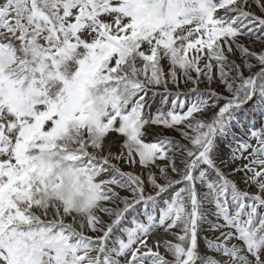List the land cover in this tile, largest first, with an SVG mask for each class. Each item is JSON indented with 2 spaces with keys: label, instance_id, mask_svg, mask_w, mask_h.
Wrapping results in <instances>:
<instances>
[{
  "label": "snow or ice",
  "instance_id": "obj_1",
  "mask_svg": "<svg viewBox=\"0 0 264 264\" xmlns=\"http://www.w3.org/2000/svg\"><path fill=\"white\" fill-rule=\"evenodd\" d=\"M0 264H264V0H0Z\"/></svg>",
  "mask_w": 264,
  "mask_h": 264
},
{
  "label": "rangeland",
  "instance_id": "obj_2",
  "mask_svg": "<svg viewBox=\"0 0 264 264\" xmlns=\"http://www.w3.org/2000/svg\"><path fill=\"white\" fill-rule=\"evenodd\" d=\"M181 87H182V86H181ZM187 87H189L188 89H190V88L192 87V85L189 84ZM184 88H186V87L183 86L182 89H184ZM200 88H201V89H204V88H205V84H201V85H200ZM216 90H217V91H222V89H220V88H217ZM169 105H170V104H169ZM156 106H157V107L160 106V102H159V101L157 102ZM169 107H170V106H169ZM154 109H155V107L152 109L153 114L155 113V110H154ZM168 134H169V135H172V136H177V138H179L178 135H177V133H175V132H169ZM124 167H125V170H127V165H125Z\"/></svg>",
  "mask_w": 264,
  "mask_h": 264
},
{
  "label": "trees",
  "instance_id": "obj_3",
  "mask_svg": "<svg viewBox=\"0 0 264 264\" xmlns=\"http://www.w3.org/2000/svg\"><path fill=\"white\" fill-rule=\"evenodd\" d=\"M182 87H183V85H182ZM181 87V88H182ZM189 87H186V88H184V89H182L183 91H185V92H188L189 91V89H188ZM190 100H192V101H194L195 99H196V96L195 95H192L191 93H189V97H188ZM172 99H175V97H172ZM167 108H172V107H174V105H169V104H166L165 105ZM170 106V107H169ZM160 107V106H159ZM155 110V109H154Z\"/></svg>",
  "mask_w": 264,
  "mask_h": 264
}]
</instances>
